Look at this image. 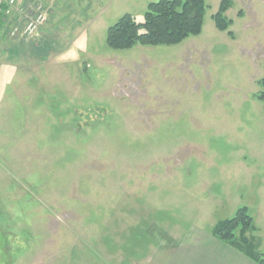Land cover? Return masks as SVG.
Wrapping results in <instances>:
<instances>
[{"label":"rangeland","instance_id":"obj_1","mask_svg":"<svg viewBox=\"0 0 264 264\" xmlns=\"http://www.w3.org/2000/svg\"><path fill=\"white\" fill-rule=\"evenodd\" d=\"M157 1L19 0L0 30V264H129L149 224L241 206L264 252V0H231L228 31L206 0L198 36L108 46Z\"/></svg>","mask_w":264,"mask_h":264},{"label":"trees","instance_id":"obj_2","mask_svg":"<svg viewBox=\"0 0 264 264\" xmlns=\"http://www.w3.org/2000/svg\"><path fill=\"white\" fill-rule=\"evenodd\" d=\"M231 0H222L218 11L213 15L216 27L228 31L232 25L226 13ZM206 14V0H159L148 4L144 20L138 21L127 13L120 17L107 30L106 42L111 49L128 50L136 45L172 46L182 43L190 36H198L203 31ZM6 23L0 17V30ZM234 37V33L229 31ZM264 85V79L262 81ZM259 99L264 102V92ZM256 231L254 218L247 206L237 209L231 218L221 219L212 233L219 240L250 257L257 264H264V252L259 240L252 234Z\"/></svg>","mask_w":264,"mask_h":264},{"label":"crops","instance_id":"obj_3","mask_svg":"<svg viewBox=\"0 0 264 264\" xmlns=\"http://www.w3.org/2000/svg\"><path fill=\"white\" fill-rule=\"evenodd\" d=\"M216 223L212 222L209 229L198 223L190 224L187 229L179 223L149 224L153 250L129 264H257L215 237L212 230Z\"/></svg>","mask_w":264,"mask_h":264},{"label":"built area","instance_id":"obj_4","mask_svg":"<svg viewBox=\"0 0 264 264\" xmlns=\"http://www.w3.org/2000/svg\"><path fill=\"white\" fill-rule=\"evenodd\" d=\"M19 0H0V17L2 20L9 21V17L14 14V10L18 8ZM47 17L43 7L40 5L30 12L26 22L22 27L23 34L30 37L46 23Z\"/></svg>","mask_w":264,"mask_h":264}]
</instances>
